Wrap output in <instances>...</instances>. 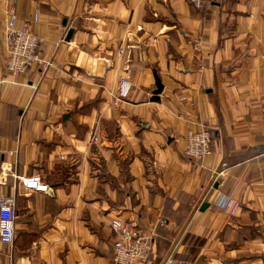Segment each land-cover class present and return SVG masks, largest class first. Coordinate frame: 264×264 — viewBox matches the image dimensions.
<instances>
[{
  "label": "crops",
  "instance_id": "obj_1",
  "mask_svg": "<svg viewBox=\"0 0 264 264\" xmlns=\"http://www.w3.org/2000/svg\"><path fill=\"white\" fill-rule=\"evenodd\" d=\"M10 9L49 66L5 71ZM200 126L212 154L191 161ZM263 141L264 0H0V198L17 210L0 264H112L116 217L154 230L145 264H264Z\"/></svg>",
  "mask_w": 264,
  "mask_h": 264
},
{
  "label": "built area",
  "instance_id": "obj_2",
  "mask_svg": "<svg viewBox=\"0 0 264 264\" xmlns=\"http://www.w3.org/2000/svg\"><path fill=\"white\" fill-rule=\"evenodd\" d=\"M197 10H205L217 0H186ZM5 26V65L6 72L19 75L38 66H49L40 56V39L30 31V22L17 27V16L13 9L7 13ZM131 84L121 79L115 94H111V104L117 106L127 98ZM213 141L210 131L200 126L196 131H188L185 136L184 155L191 161H203L212 154ZM264 146V141H263ZM25 190L45 192L47 187L40 183L38 177L22 179ZM231 200L219 199L217 206L228 208ZM17 218L16 200L13 197L0 198V244L11 247L14 240V222ZM109 228L114 236L112 247V264H145L152 253L155 232L153 229L139 228L130 219L113 218ZM164 264H174L169 257Z\"/></svg>",
  "mask_w": 264,
  "mask_h": 264
},
{
  "label": "water",
  "instance_id": "obj_3",
  "mask_svg": "<svg viewBox=\"0 0 264 264\" xmlns=\"http://www.w3.org/2000/svg\"><path fill=\"white\" fill-rule=\"evenodd\" d=\"M161 92V86L159 83H157V90L154 92V95H158ZM158 101V100H157ZM203 208H205V204L203 205ZM202 209V208H201Z\"/></svg>",
  "mask_w": 264,
  "mask_h": 264
},
{
  "label": "trees",
  "instance_id": "obj_4",
  "mask_svg": "<svg viewBox=\"0 0 264 264\" xmlns=\"http://www.w3.org/2000/svg\"><path fill=\"white\" fill-rule=\"evenodd\" d=\"M211 133V132H210ZM211 137H212V135H211ZM213 140V139H212Z\"/></svg>",
  "mask_w": 264,
  "mask_h": 264
}]
</instances>
